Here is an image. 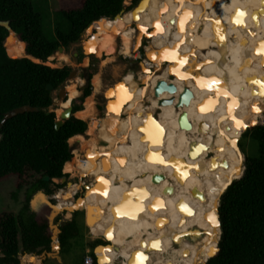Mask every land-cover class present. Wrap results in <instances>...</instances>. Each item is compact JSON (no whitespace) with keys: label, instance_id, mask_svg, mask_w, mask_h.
Wrapping results in <instances>:
<instances>
[{"label":"bare ground","instance_id":"1","mask_svg":"<svg viewBox=\"0 0 264 264\" xmlns=\"http://www.w3.org/2000/svg\"><path fill=\"white\" fill-rule=\"evenodd\" d=\"M223 1L148 0L139 10L117 15L119 22L105 29L96 27L87 42V55L110 56L118 50L127 54L139 48L145 34L152 47L161 49L149 54V58L154 59L156 66L166 65L162 73L150 75L143 69L137 72L147 86L131 90L129 100L134 106L115 121L108 139L106 134L100 136L103 120L94 117L92 96L86 98L85 108L75 113L79 118L91 116L87 133L92 136L77 134L69 139L80 141L89 159L78 165L67 161L64 171L77 170L99 179L93 185L110 189L108 193L114 200L98 197L90 187L88 196L78 205H89L88 218L95 227L98 229L104 222L103 231L111 232V238H107L110 243L99 250L101 264L100 252L104 248H111L105 253L108 264H114L117 257H123L122 264H127L125 259H130L136 249L144 250L147 246L143 244L149 245L150 241L157 249L145 256L146 260L136 252L131 264H152L154 254L165 252L169 255L154 264H202L208 251L215 249L220 228L210 216L216 215L221 194L227 183L239 176L236 173L241 168V162L232 155L236 153L237 141L233 133L241 115L247 116L248 106L264 93V0ZM14 36L13 33L8 49L13 55L24 56L20 55L19 41ZM63 56L66 54L59 53L50 59ZM193 63L198 69L207 67L204 77L199 75L202 84L187 75ZM179 64L184 67L170 78ZM147 65L152 66V62ZM129 73L134 74L131 70ZM78 79L67 85L68 99L60 101L58 116L79 95ZM162 79L177 86L176 100L189 87L193 94L189 103L182 107L158 105L154 88ZM92 82L96 88L100 86L99 73L94 74ZM170 96L164 91L160 98ZM144 99L150 103L144 104ZM183 111L187 112L190 129L179 125ZM202 111L213 118H201ZM148 112L157 123L146 121ZM126 137L128 141L124 142ZM195 146L200 147V153ZM205 150L212 152L211 158L203 155ZM169 187L170 192L166 191ZM194 188L200 191L198 195L193 194ZM123 207L126 209L121 210ZM169 234L179 239L178 249ZM186 235L193 240L187 241Z\"/></svg>","mask_w":264,"mask_h":264},{"label":"trees","instance_id":"2","mask_svg":"<svg viewBox=\"0 0 264 264\" xmlns=\"http://www.w3.org/2000/svg\"><path fill=\"white\" fill-rule=\"evenodd\" d=\"M137 2L132 0L127 6L125 0H81L76 7L61 8L55 38L49 39L44 31L45 16L35 9L33 0H0V20L9 21L18 35L20 55L26 52L40 60L37 62L26 56L13 55L8 49L15 58L9 57L5 46L9 31L0 25V124L4 113L16 107L30 104L37 108L17 114L0 125V181L16 176L17 189H24V201L19 212L8 209L0 212V264H22L26 254L38 257L43 251H54L53 228L49 219L52 208L43 203L35 210L31 201L39 191H43L52 203L60 201L66 182L56 183L54 179L68 176L63 172L67 161L78 162L77 158L72 160L74 155L69 139L84 134L88 129V122L74 113L83 108L85 98L92 93L91 79L96 72L92 71V64L86 68L88 83L82 94L72 99L73 114L57 130V115L51 110L53 92L68 79L72 66L53 67L45 62L60 46L67 51L69 45L79 40L89 27L117 21L119 17L116 15L132 11ZM82 57L85 55L82 54ZM49 84L54 86V90L48 89ZM138 86L132 84L130 89ZM262 95L264 93L259 94L245 111L247 116L242 118L241 123L247 126H240V136H249L256 152L247 154L245 162L243 156V175L221 194L219 213L222 234L217 250L209 255L206 264H264V123L255 124L264 118V112L261 113L264 109L261 106ZM127 96L130 98V91ZM117 102L121 116L125 115L127 99L124 94L118 95ZM98 107L101 108L100 105ZM249 124L252 125L248 127ZM45 176L49 179L45 180ZM80 195L81 192L75 194L76 197ZM84 220V210L74 211L70 219L61 214L54 218L60 230L61 253L76 256L85 250V245L78 241L83 236ZM87 220L93 231H98L94 223L89 218ZM101 232L111 238L109 231ZM101 239L97 237L88 243L94 259V248L99 244L107 246L108 242ZM100 248L97 249L98 255ZM110 249L104 248L100 252L103 264H108L105 253ZM94 264H98L96 259Z\"/></svg>","mask_w":264,"mask_h":264},{"label":"rangeland","instance_id":"3","mask_svg":"<svg viewBox=\"0 0 264 264\" xmlns=\"http://www.w3.org/2000/svg\"><path fill=\"white\" fill-rule=\"evenodd\" d=\"M80 1L81 0H33V5H34L35 9L38 10L39 12H42L45 16L44 31H45L46 36L49 39L55 38L56 22H57V20L60 19L59 18V10L61 8L68 9V8L76 7L80 4ZM126 1L130 2L131 0H126ZM219 1L224 2L223 0H219ZM147 3H148V0H138L137 4L132 6V8L135 7L133 10H139L142 7V5L147 4ZM125 5H127V4L125 3ZM113 23H115V22H113ZM113 23H110V24H113ZM108 25L109 24H100V25H97L95 27H93V26L89 27L79 40H77V41H75L69 45L67 51H65V50L56 51L53 54V55H55V54H59V53H65L66 54L65 57L63 56L60 59H50V57H49L48 60L45 62L46 64L51 65L53 67H58L59 65L69 64L72 66V69L77 70L76 77L73 76L71 79H67L62 86L65 87V90L67 91V89H66L67 85L71 81L79 78L76 81V83H77V88L80 92V95L82 94V89L80 90L79 85L84 83V85L86 86L88 83L87 77L86 76L84 77L82 75V68L84 67L86 69L89 64L90 65L92 64L91 65L92 71H96L94 74H96V73L100 74V78H101L100 86L98 88H96V86L93 84L92 79H93L94 75L92 76L91 84L93 86L92 95H93V100H94V104H95V108H96L94 117H97V119L102 118L103 122H102V124L99 125L100 136H102L103 134H106L107 137L105 139H108L111 136V131H112V128H113L115 121L120 119L121 117L126 116L129 113L128 108L134 106V102H130L129 97L127 96L128 91L131 92L130 87L132 86V82L136 81V82H133V85H139L140 87L147 86V83L140 80V76L142 74L140 76L135 74L134 79H132L131 82H128L129 71L131 70V71L137 73L143 69L146 72H148L150 75H152L155 73H162L163 69L166 68V65H160V66L154 65L155 64L154 59L149 58V56H148L149 54L156 53V52L160 51L161 49L152 47L151 39L148 37H143L142 43L136 51L131 50V52L127 53V54L123 53L121 50H118L117 52H115L114 54H112L110 56L104 55L102 57H99L95 53V54H91V55H86L83 58L82 57L83 44H84L85 40H87V38L89 37L88 33L91 35L96 30V27H104V29H105ZM135 26H137V25H135ZM138 29H140V28H138ZM14 35H15V33H14ZM12 36H13V33H12ZM147 45H148V47H147ZM149 47H152L151 50H148ZM86 57H88V63L87 64H85V58ZM147 62H152V66H148ZM179 65L180 66H178V67L177 66L174 67L175 71L173 74L169 75V76H171L170 78L175 77L174 75L177 74L179 69L181 67H184L183 66L184 64H179ZM192 65H193V68L188 71L187 75L191 76L197 83L202 84L199 81L201 78L199 75L204 77L205 72L207 70V67L203 66L202 68L198 69V68H195L194 63ZM263 68H264V66H263ZM85 71H86L85 73L87 74V70H85ZM193 74H195L194 77H193ZM121 85H123L122 88L120 87ZM53 94H54V105L51 107V110H54L56 112V109L60 106L59 104H60V101H62V98L59 96V89L54 90ZM119 94H124V97L127 99V106L124 110L125 115H123V116H121L120 110L118 109L117 99H118ZM260 99L262 101V96L260 97ZM149 103H150L149 100L144 99V104H149ZM99 105L101 108L98 107ZM154 114L155 115L157 114V110L154 111ZM199 114H200L201 118H205V117L206 118H213V117L207 116L206 111H202ZM56 115H57V112H56ZM57 117L59 118L58 115H57ZM242 118H245V117L241 115V118H240L241 121L239 120L240 122L243 121ZM90 120L91 119L88 120V126H89ZM262 123H264V118L255 124H262ZM98 131L99 130L96 129L95 133H97ZM233 134H234V136H236L237 141H239L241 143V147H242V150H243L245 155L252 154V153L256 152V146H255L253 140L249 136H247V137L244 136V134L242 137L240 136V134H241V127L240 126L236 130H234ZM83 135L86 138H90L92 136V135L90 136V134H88L87 131ZM234 136H233V139H234ZM127 141H128V138L126 137L124 139V142H127ZM77 142H79V143H77ZM236 142H235V152L236 153H233L232 155L234 157H236L240 162H242V158L244 155L242 153L238 152L237 147H236ZM74 143H75V145H74L75 148L82 149L81 151H84V147H82L80 145V143H81L80 141H77L76 139H74V141L73 140L70 141L71 146H73ZM99 143H103V142H99ZM195 151L200 153L201 152L200 147L195 146ZM83 153H85V151ZM203 155L206 158H211L212 152H207L205 150V151H203ZM197 157L201 158L202 155H198ZM86 158L89 159L88 153L86 155ZM79 163H80V161H78L76 164L78 165ZM176 163H179V162H176ZM243 164H244V162H243ZM241 169H242V164H241V168H239L236 175L240 174ZM73 172L76 173L77 176H76V178L72 179V181L73 182L77 181V183H78L77 186L83 185L85 183H89L88 181L90 178L84 177V176H86L85 173H83L81 171L78 172L77 170H73ZM80 177H82V178H80ZM69 178L70 177H68V179ZM54 181L56 183L61 182L60 179H57V181L56 180H54ZM98 181H99V179L95 180V182H98ZM16 183H17V177L16 176H10L5 180L0 181V190L3 192L4 197H6L5 198L6 200H9L11 202V204L15 203L14 204L15 208H19L16 211V213H17L21 209L23 201H24V189L18 190L16 187ZM90 187L91 188L93 187V192H91V193H95L98 197L100 196L103 199L107 198V200L112 198L111 202H114L113 197H111L110 194L108 193L110 191V189H106V188L98 189L97 184L92 185ZM63 189H65V187ZM88 191L89 190H87V193H88ZM128 192H131V189H128ZM63 195H64V193H63ZM63 195L61 196V198L63 197ZM86 196H88V195H86ZM75 198H76V196H75ZM12 200L14 201V203H12ZM7 203H8V201H7ZM43 203L44 202L42 200H36L34 209L38 210L42 206ZM9 206H11V205H9ZM80 207H82V206H80ZM83 207L89 208V205L86 207V205L84 204ZM60 214L64 218H66L67 212L65 211V212L60 213ZM54 218H53V222H52L53 228H55V226L57 225L54 222ZM83 230H84V228H82V231ZM108 231L110 232V230H108ZM78 241H79V244L80 243L83 244L84 243L83 236H81V238H79ZM101 241L105 242L106 239H101ZM178 246L179 245H176L174 247L178 249ZM210 250H213V249H210ZM210 250L208 251L207 255L204 257V261L207 259L208 254L210 253ZM79 254H80V252L78 253V255ZM78 255H77V257H78ZM167 255H169V253H166V252L164 254L160 253V255H158V256H156V254H154L152 257L153 258L152 264H154L156 261H158V259H160V258L162 259L163 257H166ZM122 261H123V257H117L114 261V264H122ZM204 261H203V263H204ZM46 264H61V263L57 262L56 260H51V261H48Z\"/></svg>","mask_w":264,"mask_h":264},{"label":"water","instance_id":"4","mask_svg":"<svg viewBox=\"0 0 264 264\" xmlns=\"http://www.w3.org/2000/svg\"><path fill=\"white\" fill-rule=\"evenodd\" d=\"M120 15V14H118ZM117 16V15H116ZM115 16V17H116ZM103 19V18H102ZM101 20V19H100ZM100 20L98 21H95L93 24H95L96 22H99ZM92 24V25H93ZM0 25H3L5 26L8 31H9V36L7 37L6 39V42H5V46H6V50H7V54L9 57L11 58H15L13 56H11V54L8 52V47L9 45H11V33H15L16 36H14V39L17 40L19 39L18 35L16 34V32L12 29V27L10 26L9 24V21H6V20H0ZM138 32V30H137ZM95 34V31L94 33H92L90 35V37L87 38V40H85L84 44H83V54L84 55H87V51H88V44L87 42L89 41V39L92 38V36ZM145 37V34L144 36ZM20 40V39H19ZM64 50V47L63 46H60L58 48V51H63ZM26 57H29L31 58L32 60L34 61H37V62H40V60L38 58H35L29 54H27L25 52V55ZM168 63L167 61H164V64ZM64 65H59L58 67H62ZM192 74V73H191ZM77 75V70L75 69H72L70 74H69V77L68 79H71L73 76L76 77ZM195 76V74H193V77ZM88 80V79H87ZM80 86V90L83 89L85 87L84 83L79 85ZM48 89L49 90H54V86L52 84H49L48 86ZM164 91H167L168 93L171 94L170 97L168 98H160V95L164 92ZM177 92V86L173 83V82H170L168 83L166 80L162 79V80H159L157 82V84L155 85V88H154V96L159 98L158 99V105H167V104H174L175 107H182L183 105H187L190 101V98L192 97V92L190 90L189 87H185L184 90L180 93L178 99L176 100L175 98V94ZM59 96L62 98V100H67L68 99V92L65 90V87L61 86L60 89H59ZM37 108L35 106H32L30 104H26V105H22V106H19V107H16L6 113H4V116H3V119L1 121V124L2 125L7 119L9 118H12L14 116H16L17 114H20V113H24L26 111H34L36 110ZM73 114V106L72 104L70 103V105L68 107H64L63 108V111L61 112L59 118L57 117L56 121H55V128L58 130L60 129V127L64 124V121L68 118L71 117V115ZM145 119L146 121H150V119L153 120L154 123H157V120L156 118H153L151 117V114L148 112L145 114ZM178 122H179V125L181 128H184V129H190L191 128V123L189 122L188 118H187V112L183 111L180 115H179V118H178ZM253 124V123H252ZM252 124H249L248 127ZM142 127H145V125L143 126H140V128ZM236 147L237 149L239 150L240 153H242L244 155V162L246 160V155L244 154L243 150H242V147L240 146L239 144V141L236 142ZM73 149V148H72ZM85 154V153H84ZM86 155V154H85ZM92 160H93V156H92ZM95 161V159L93 160ZM244 170H245V164H243V169H242V173L239 177L237 178H234L233 180H231V182L227 185V187L235 180V179H238L240 178L243 173H244ZM86 177V176H84ZM157 178V177H156ZM45 180H48L49 179V176H45L44 177ZM95 180V179H94ZM61 182H66V188H71L72 185H73V182L68 179V176L65 175L64 177H62L61 179ZM90 183H85L83 185H79L78 187V190H80L81 188V195L74 198V199H70L69 197L67 198L66 196H63L59 202L57 203H52L50 201V198L46 196V194L43 192V191H39L38 193H36V195L33 197L32 201H31V204L33 205L35 203L36 200H42L44 203L50 205V207L52 208V211L50 213V216H49V219H50V226L53 228V218L56 217L58 214L60 213H63V212H70L71 214L76 211V210H80L82 209L83 207H80L78 206L79 205V201L83 200L85 198V192L89 189L90 187ZM226 187V188H227ZM225 188V189H226ZM172 190V187H169L166 189V191L170 192ZM225 191V190H224ZM223 191V192H224ZM193 194L195 195H198L199 194V190H197V188H194L192 190ZM223 194V193H222ZM222 196V195H221ZM221 196H220V199H219V203H218V207H217V210H216V215H214L212 213V219L211 221L213 222V224L215 225H218L219 228H220V233H219V236H218V239L216 240V244H215V249L214 251L217 250L218 248V245H219V240H220V237H221V234H222V226H221V218H220V213H219V204H220V200H221ZM137 197V196H136ZM126 198V197H125ZM127 200V199H126ZM127 202H125L126 204ZM124 204V205H125ZM123 205V206H124ZM126 209V208H125ZM124 207L123 209L121 210H125ZM121 213H124L121 211ZM120 213V214H121ZM86 218L88 219V216H87V212H86ZM104 227V222L98 226V231H93L92 232L94 234H99V235H103L104 238L106 239V241L108 243H110V240L107 239V236L106 234H103L101 231H103V227ZM199 230V229H198ZM59 227L58 225L55 226V228H53V241L55 243H57L58 246H60V242H59V239H58V233H59ZM200 231L202 232L203 230L200 229ZM170 235V234H169ZM170 237L173 239V241L175 240V237L173 235H170ZM187 237V241L191 242L193 240L192 236L191 235H186ZM178 238H180L178 236ZM107 244V243H106ZM174 246L176 245H179L178 243H173ZM103 246L102 244H99L95 247V251L97 252V248L98 247H101ZM147 246V247H146ZM143 247H146L144 248V250H139V249H136L134 250L132 253H131V257L130 259H125L126 263L127 264H131V260H132V257L133 255L138 252L139 255L143 254V257L147 256L149 253H151L152 251H155L157 248L154 247L153 245H151V241L149 242V245H147V243H144L143 244ZM213 251V252H214ZM213 252L210 254V256L213 254ZM28 254H26L27 256ZM191 255V254H190ZM210 256L206 259V261L204 262V264H206V262L208 261V259L210 258ZM96 262L98 264H101V260L99 258L98 255H96ZM124 264V263H123ZM167 264H171V263H167Z\"/></svg>","mask_w":264,"mask_h":264},{"label":"crops","instance_id":"5","mask_svg":"<svg viewBox=\"0 0 264 264\" xmlns=\"http://www.w3.org/2000/svg\"><path fill=\"white\" fill-rule=\"evenodd\" d=\"M126 1V0H125ZM128 2V1H127ZM132 2V0H131ZM131 5V4H130ZM128 6V5H127ZM86 56V55H85ZM80 96V92H79V95ZM89 96H92V93L89 95ZM87 96V97H89ZM86 97V98H87ZM86 98L84 100V103H83V108L84 109L85 107V101H86ZM80 109V110H82ZM79 111V110H77ZM76 111V112H77ZM75 112V113H76ZM74 113V115L76 116V114ZM77 117V116H76ZM79 118V117H78ZM81 119H84L85 121L88 122L89 119H91V116L89 117H86V118H81ZM86 133V132H85ZM84 133V134H85ZM70 142V140H69ZM79 143V142H77ZM75 144H73L72 148H75L74 147ZM81 145V143H80ZM77 149V148H75ZM82 149H78V151L80 152H84V151H81ZM84 154V153H83ZM64 173H66L64 170H63ZM77 174L76 173H73V175H68V177H70L69 179L72 181V179L76 178ZM73 177V178H72ZM86 177H89V183L90 185L92 186L94 183H95V180H93L88 174H86ZM82 178V177H80ZM57 181V179H54ZM61 180V179H60ZM77 182V181H75ZM66 188V184L64 186ZM82 189V188H81ZM80 189V190H81ZM77 191V192H81V191ZM76 192V193H77ZM86 197V196H85ZM6 197H4L3 195V192L0 190V212L5 210V209H8V210H12L14 212H16L19 208H15L14 206V201L12 200V203L14 204H11V202L9 200H6L5 199ZM13 199V198H12ZM8 201V203H7ZM11 205V206H9ZM32 208L34 209V206H35V203L32 205ZM88 205H86L87 207ZM12 207V208H11ZM16 209V210H15ZM88 209V213H89V208ZM80 210H84L85 211V224H84V230H83V239H84V243L83 245H85V250L80 253L77 257V255H69V254H66V253H61L60 252V246L57 245V243L54 242V251L52 252H46V251H43L42 253H40V255L38 257H34L32 256L31 254H28L27 256L25 255L23 258H22V264H46L48 261H51V260H56L57 262L61 263V264H83V258H84V255L87 254V253H90L91 252V248L88 246V243L92 242L94 240V238H97V237H101L102 239H105L103 235H99V234H94L92 232V228L89 226L88 224V221H87V218H86V209L83 207L82 209ZM69 215V216H68ZM71 213H67L66 214V217L67 219H70L71 218ZM90 221H91V218L89 217ZM82 245V244H81ZM95 248H94V253H95Z\"/></svg>","mask_w":264,"mask_h":264},{"label":"built area","instance_id":"6","mask_svg":"<svg viewBox=\"0 0 264 264\" xmlns=\"http://www.w3.org/2000/svg\"><path fill=\"white\" fill-rule=\"evenodd\" d=\"M125 3L127 4V5H130L131 4V1L130 2H127V1H125ZM72 153H73V155H74V157H73V159L72 160H74V159H76L77 158V160L78 161H80L82 164H86L88 161H87V158L85 157V155L82 153V152H80V151H78V149H75V148H73L72 149ZM78 172H80V171H78ZM73 171L72 172H66V174H68V175H73ZM73 178V177H72ZM78 185V183L77 182H73V185H72V187L71 188H65L64 189V194H66V195H68V197L70 198V199H74L75 198V194H76V192L77 191H79L78 190V187L79 186H77ZM77 186V187H76ZM67 218V217H66ZM90 226V225H89ZM91 227V226H90ZM96 255H98V253L97 252H95V259H96ZM94 256H93V254L90 252V253H87V254H85L84 255V258H83V264H94ZM123 262V261H122Z\"/></svg>","mask_w":264,"mask_h":264},{"label":"flooded vegetation","instance_id":"7","mask_svg":"<svg viewBox=\"0 0 264 264\" xmlns=\"http://www.w3.org/2000/svg\"><path fill=\"white\" fill-rule=\"evenodd\" d=\"M125 15V14H124ZM121 20V18L119 17V19L117 20L118 22ZM88 35L90 36V34L88 33ZM66 65V64H65ZM86 69L83 67L82 68V75L85 77L86 76V71H85ZM140 72V71H139ZM135 74H137L138 76H140L141 75V73H135L134 72V74L132 75V74H128V82H131V80L132 79H134V76H135ZM133 82H136V81H133ZM133 82H132V84H133ZM262 101H264V98H262ZM233 142H234V139H233ZM239 144H240V146H241V143L239 142ZM210 155V154H209ZM73 182V181H72ZM89 190V189H88ZM89 192V191H88ZM86 194H87V191L85 192V196H86ZM176 241H175V243H178V244H180V241H179V239H175Z\"/></svg>","mask_w":264,"mask_h":264},{"label":"snow or ice","instance_id":"8","mask_svg":"<svg viewBox=\"0 0 264 264\" xmlns=\"http://www.w3.org/2000/svg\"><path fill=\"white\" fill-rule=\"evenodd\" d=\"M240 15H243V13L241 12ZM237 22H238V23H242V21H239V20H238ZM262 49H264V45H262ZM254 82H256V81H254ZM120 87L122 88L123 85H121ZM256 110L259 111V109H256ZM237 126H238V127H239V126L246 127L247 125H242V123H241L240 121H237ZM161 162H163V161H161ZM154 246H155V245H154ZM213 254H214V252H213ZM141 256H142L143 259H145V260L147 259V257H143V254H141Z\"/></svg>","mask_w":264,"mask_h":264}]
</instances>
